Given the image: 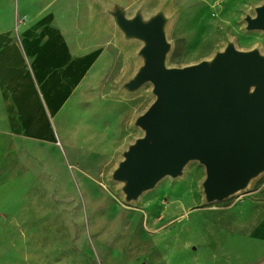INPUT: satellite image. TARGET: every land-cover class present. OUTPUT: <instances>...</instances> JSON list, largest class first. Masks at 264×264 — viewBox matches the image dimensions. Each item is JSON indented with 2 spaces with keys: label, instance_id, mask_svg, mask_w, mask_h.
Wrapping results in <instances>:
<instances>
[{
  "label": "rangeland",
  "instance_id": "obj_1",
  "mask_svg": "<svg viewBox=\"0 0 264 264\" xmlns=\"http://www.w3.org/2000/svg\"><path fill=\"white\" fill-rule=\"evenodd\" d=\"M263 2L10 0L12 31L56 32L74 55L94 60L55 137L16 135L0 121V264H264V171L213 202L199 161L135 199L115 177L146 135L137 119L156 98L152 82L128 86L136 57H145L119 15L162 16L166 65L183 68L211 63L227 38L263 55L264 30L248 27ZM186 187L194 199L175 196Z\"/></svg>",
  "mask_w": 264,
  "mask_h": 264
},
{
  "label": "water",
  "instance_id": "obj_2",
  "mask_svg": "<svg viewBox=\"0 0 264 264\" xmlns=\"http://www.w3.org/2000/svg\"><path fill=\"white\" fill-rule=\"evenodd\" d=\"M256 11L248 27L264 30V2ZM118 22L128 36L145 43V62L129 88L152 82L156 94L137 119L146 135L115 171L128 199L166 176L183 174L191 161L206 168L208 202L244 189L264 171V55L230 45L211 63L170 68L162 16L144 21L120 14Z\"/></svg>",
  "mask_w": 264,
  "mask_h": 264
},
{
  "label": "crops",
  "instance_id": "obj_3",
  "mask_svg": "<svg viewBox=\"0 0 264 264\" xmlns=\"http://www.w3.org/2000/svg\"><path fill=\"white\" fill-rule=\"evenodd\" d=\"M8 7L0 0V121L16 135L52 138L94 56L74 55L56 32L12 31Z\"/></svg>",
  "mask_w": 264,
  "mask_h": 264
},
{
  "label": "bare ground",
  "instance_id": "obj_4",
  "mask_svg": "<svg viewBox=\"0 0 264 264\" xmlns=\"http://www.w3.org/2000/svg\"><path fill=\"white\" fill-rule=\"evenodd\" d=\"M155 13H157V12H155ZM154 13V14H155ZM166 16L168 15L167 14V12H166V14H165ZM170 23H167V25H169ZM132 42H134L135 43V45L137 46V52L139 51V49L142 47V46H144V41H142V40H140V39H133V40H131ZM231 41H232V39L230 38H227V40L225 41V43L223 44V45H221V46H219V50L220 51H225L226 50V48L228 47V46H230L231 45ZM136 52V53H137ZM264 55V54H263ZM144 63V59L143 58H141V57H136V60H135V69H134V72L132 73V76H135L136 75V73H137V71H138V69H139V67L142 65ZM131 76V77H132ZM145 134V131L144 130H142L141 131V135H144ZM56 135L54 134V135H52V137H55ZM186 168V167H185ZM184 168V169H185ZM180 179H177V180H179L178 182H179V184H184V183H187L188 181H189V178H186V176H185V179H184V177L183 176H180L179 177ZM251 182V181H250ZM171 184H173V183H169L168 185H171ZM178 193V194H177ZM175 194V196L176 197H178L179 196V198L181 199V195H183V197L185 198V197H187V196H191V199H194V197H195V194L193 193V190H191L189 187H186V189H180L179 190V192H175L174 193ZM178 203V201H175L174 202V205L175 204H177ZM168 209H169V207L167 206L163 211H165V212H168ZM183 209H181V208H179L178 210H175L174 212H172L171 213V215L172 216H175V215H177V213L178 212H180V211H182Z\"/></svg>",
  "mask_w": 264,
  "mask_h": 264
}]
</instances>
